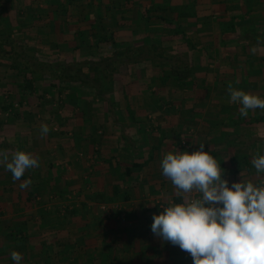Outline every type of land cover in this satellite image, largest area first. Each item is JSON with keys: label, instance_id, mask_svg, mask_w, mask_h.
Listing matches in <instances>:
<instances>
[{"label": "crops", "instance_id": "0c3cea01", "mask_svg": "<svg viewBox=\"0 0 264 264\" xmlns=\"http://www.w3.org/2000/svg\"><path fill=\"white\" fill-rule=\"evenodd\" d=\"M4 41L0 69L9 72L124 53L158 58L121 65L106 101L92 88L93 106H86L85 88L74 93L81 83L66 82L67 95H75L52 113L63 128L58 134L51 113L28 108L23 127L4 107L0 149L30 152L40 166L13 181L0 165V264H15L11 251L21 253L20 264H193L151 231L153 214L169 200L183 202L160 168L162 154L175 148L191 153L204 144L229 186L264 182L251 164L264 154V109L242 117L227 91L231 84L264 98V0H0ZM167 52L173 62L160 59ZM166 66L189 74L159 73ZM152 71L159 73L154 82L173 76L177 85L150 87ZM196 72L202 80L193 85ZM8 78H0L6 89L24 85L17 75ZM42 124L50 129L43 137Z\"/></svg>", "mask_w": 264, "mask_h": 264}, {"label": "clouds", "instance_id": "9594fccd", "mask_svg": "<svg viewBox=\"0 0 264 264\" xmlns=\"http://www.w3.org/2000/svg\"><path fill=\"white\" fill-rule=\"evenodd\" d=\"M227 91L229 103L240 105L242 117L249 110L264 109V98L231 84ZM49 131L47 124L41 125L42 137ZM204 148L201 143L191 153L175 148L162 154V174L183 202L169 200L167 207L153 214L152 233L188 253L193 264H264V182L256 185L241 179L229 186L224 169ZM251 164L257 176L264 174V154L254 155ZM0 165L13 181H20L26 170L40 166V160L30 152L0 149ZM31 184L28 179L19 187ZM10 258L15 264L22 261L17 251H11Z\"/></svg>", "mask_w": 264, "mask_h": 264}, {"label": "rangeland", "instance_id": "374dc122", "mask_svg": "<svg viewBox=\"0 0 264 264\" xmlns=\"http://www.w3.org/2000/svg\"><path fill=\"white\" fill-rule=\"evenodd\" d=\"M168 32L173 33L174 30L168 29ZM7 34H8V32H7ZM123 43H126V45H129L130 42H123ZM172 47H173L172 45H171V47H168L169 50H171L170 53H172V50H173ZM170 53L167 52L166 55L162 56L163 58H161V60L164 63H167L170 59H171L170 62L174 61V56H173L174 54L172 53L173 54L172 55ZM262 61H264V57H262ZM5 63L6 62H4V63L2 62L0 64V66L2 64H5ZM153 64H155V63H153ZM5 67H9V66L6 65ZM167 68H169V67H167V66L163 67V70L160 71L159 73H161L163 75L166 74V73H168V75L172 74L175 77H178V78L181 77V79L185 78V76H187L189 74L188 71H183L184 68H182V70L179 69V71H177L175 69L170 70L171 73H169V71H165V69H167ZM7 69H9V68H7ZM151 70L152 69L150 68L149 71H151ZM0 71H1L0 72V78L3 79V80L7 79L8 77L10 78L11 75L12 76L17 75V77H19V79L23 81L24 85L20 84V85H17V86L16 85L15 86H10V87H8L9 89L7 88L8 90L5 88V87H7V83L5 84V86L0 85V89L6 90L5 93H4L6 96L4 98H2V99L0 98V113L2 111H4V107L5 106L8 107L10 105L9 106L10 107L9 114L13 116L12 120H14V122L16 120H21L20 122H17V123H18V125H21L23 127L28 125V123L24 119V118H26V115L29 114V113H27L28 111H26L28 108H31V109H33L35 111H38V112L41 111L40 109H42V111H47L48 113H51V116H53L52 117L53 121L50 124V127L53 130V132L57 133V134L62 132L63 128L60 125V121H57V119L55 120L54 119L55 115H53V114L54 113L58 114L59 107L62 106V105L65 106V104H67L66 102H68L67 101L68 97L70 96L71 99L73 100L74 97L72 98V95H75L74 93H76L78 90L81 91L82 88H85V89L82 90V94H86L87 96L88 95L90 96V98H88L89 102L86 103L88 105H86V106H89V105L93 106L92 99H93V96L95 95V92L92 91L93 90L92 86H84V87H82V85H77V88H75V92L73 93V90L71 88L72 92H70L69 95H67V92L69 90V89H67V84L65 82H60V81L55 80L53 75H51L50 73H47L46 76L44 74H42V75H44V77H42L41 74L33 73L31 71L9 72V71H3L2 69H0ZM159 73H155L153 71L149 72V76L151 74V76L149 78L153 79L155 77L154 79H156V78L159 77L158 76ZM202 75H203L202 72H196L195 76H196L197 80L195 79L196 81L192 82V84L195 85V83L197 84L198 81H201L202 80ZM114 76H113V88H112L111 94H113L115 92ZM121 76H122L121 77L122 78L121 82H122L124 80L123 74ZM173 76H164L165 80L163 81V84L159 82V79H157L158 81H155V82H154V79H153L152 81H150V87L158 86L157 84H160L158 87H161V88H164V87L167 88L168 87L169 90L172 91L173 88L175 87V85H177V84H175L173 82H169V80H171L173 78ZM91 77H93V76L91 75ZM28 80L32 81V83H33V89L32 90L29 89L28 86H27ZM0 82H1V80H0ZM154 83H156V84H154ZM151 90H152L151 93H153V94H157V93L160 94L159 91L161 89H159V91L157 89H155V90L151 89ZM196 90L197 91H195V92H197L198 94H204V92L206 91L205 89H200V88L196 89ZM165 92H166V94L169 93L167 90H165ZM91 95H93V96H91ZM0 97H3V96H0ZM72 100H70V101H72ZM88 100H86V101H88ZM71 106H72V104H71ZM17 112H20V113H17ZM1 114H3V112ZM21 115H23V118L22 119H18L17 117L20 118Z\"/></svg>", "mask_w": 264, "mask_h": 264}, {"label": "trees", "instance_id": "16d2710c", "mask_svg": "<svg viewBox=\"0 0 264 264\" xmlns=\"http://www.w3.org/2000/svg\"><path fill=\"white\" fill-rule=\"evenodd\" d=\"M10 41H4L0 42L2 44L9 43ZM3 48L0 47V53H4L2 51ZM133 54L136 53L134 50L132 52ZM138 53V52H137ZM151 53V52H149ZM6 54V53H5ZM153 58H158L156 55L152 56H146L145 54H135V55H129L127 54H119L115 55L112 58H109L108 60L102 59L99 62L96 61H73L71 63H59L54 62L51 64H40L38 62H35L33 69L34 71H31L33 73H43L48 72L55 80L60 82H67V83H81L82 85L86 86H92L94 90H96L97 95L100 97L101 100H105V96L107 94H111L112 88H113V76L119 72V68L123 64H137L141 63L143 60H150L153 61ZM149 58V59H148ZM161 59V58H160ZM156 60V59H155ZM106 61L108 64H112V68L109 71L100 70V64H103ZM119 65V66H118ZM91 75L93 77H91ZM54 84V83H53ZM57 85V84H56ZM55 85V86H56ZM27 86L29 89H33V83L32 81L28 80Z\"/></svg>", "mask_w": 264, "mask_h": 264}, {"label": "built area", "instance_id": "2783aa9c", "mask_svg": "<svg viewBox=\"0 0 264 264\" xmlns=\"http://www.w3.org/2000/svg\"><path fill=\"white\" fill-rule=\"evenodd\" d=\"M102 209H103V210H106V208H105V207H102Z\"/></svg>", "mask_w": 264, "mask_h": 264}]
</instances>
